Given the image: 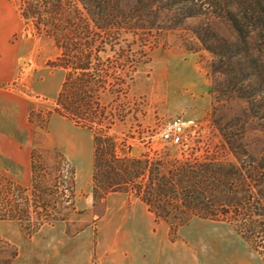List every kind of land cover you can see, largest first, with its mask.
Wrapping results in <instances>:
<instances>
[{"label": "trees", "instance_id": "obj_1", "mask_svg": "<svg viewBox=\"0 0 264 264\" xmlns=\"http://www.w3.org/2000/svg\"><path fill=\"white\" fill-rule=\"evenodd\" d=\"M12 2L23 31L49 40L58 50L52 65L62 67L65 75L53 112L92 132L94 200H103L112 191L129 192L157 220L165 221L171 233L197 217L229 221L246 241L264 239V0ZM189 18L199 19L190 30L212 54L216 81L223 76L233 98L259 107L262 146L252 148L244 130L218 126L231 159L214 154L192 161L121 157L112 138L104 135L108 126L103 124L101 96L105 92L126 96L141 62L136 51L150 50L160 33ZM33 115L31 108V123ZM75 177L74 165L62 152L33 147L29 186L0 173V220L20 222L29 236L45 224L66 221L75 209ZM16 254L14 248L5 264H11Z\"/></svg>", "mask_w": 264, "mask_h": 264}, {"label": "rangeland", "instance_id": "obj_2", "mask_svg": "<svg viewBox=\"0 0 264 264\" xmlns=\"http://www.w3.org/2000/svg\"><path fill=\"white\" fill-rule=\"evenodd\" d=\"M198 22L197 18L186 19L177 28L160 33L150 50L136 51L141 62L126 96L118 92L102 94L103 124L108 126L104 135L115 142L119 156H167L172 160H191L214 154L231 159L218 126H227L239 133L244 130L252 148L262 146L263 119L257 114L259 107H249L242 100L233 98L224 87L223 76L217 75L220 82L216 81L211 71L212 54L190 30ZM17 26L10 42L21 45L24 55L19 62L20 79L17 85V82L13 84L25 92L29 110H34L30 124L32 145L59 150L76 170L75 209L69 212L66 221L59 222L65 225L68 234L87 227L95 244L96 221L106 205V195L103 200H94L92 196V132L76 127L53 112L65 75L62 67L52 65L58 50L49 40L24 32L19 17ZM221 28L229 35L224 25ZM113 57L110 53L109 58ZM48 82L55 85V89L46 94ZM50 111L51 115L46 118ZM175 115L193 122L186 128L182 143L169 144L161 139L160 132ZM132 147L137 148L135 154L131 152ZM47 161L51 163V160ZM12 180L25 187L30 185V179ZM178 234L194 245L200 264H264V239L244 240L229 221L194 217L171 233L172 237ZM19 235L31 237L20 222L0 221V264H5L16 248L7 236Z\"/></svg>", "mask_w": 264, "mask_h": 264}, {"label": "crops", "instance_id": "obj_3", "mask_svg": "<svg viewBox=\"0 0 264 264\" xmlns=\"http://www.w3.org/2000/svg\"><path fill=\"white\" fill-rule=\"evenodd\" d=\"M18 17L10 0H0V173L25 181L30 179L33 145L29 102L14 87L24 55L21 45L10 42ZM54 89L48 82L46 94ZM105 199L95 244L87 227L68 234L59 221L45 224L31 237L7 236L17 248L11 264H200L194 245L179 234L172 237L169 225L157 220L140 198L114 191Z\"/></svg>", "mask_w": 264, "mask_h": 264}, {"label": "built area", "instance_id": "obj_4", "mask_svg": "<svg viewBox=\"0 0 264 264\" xmlns=\"http://www.w3.org/2000/svg\"><path fill=\"white\" fill-rule=\"evenodd\" d=\"M181 115L171 117L160 132L163 141L169 144H180L186 134V128L192 123Z\"/></svg>", "mask_w": 264, "mask_h": 264}, {"label": "water", "instance_id": "obj_5", "mask_svg": "<svg viewBox=\"0 0 264 264\" xmlns=\"http://www.w3.org/2000/svg\"><path fill=\"white\" fill-rule=\"evenodd\" d=\"M136 151H137V148H136V147H132V151H131V152H132L133 154H135Z\"/></svg>", "mask_w": 264, "mask_h": 264}]
</instances>
